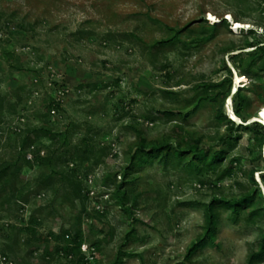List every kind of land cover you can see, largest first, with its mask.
<instances>
[{
	"label": "rangeland",
	"instance_id": "rangeland-1",
	"mask_svg": "<svg viewBox=\"0 0 264 264\" xmlns=\"http://www.w3.org/2000/svg\"><path fill=\"white\" fill-rule=\"evenodd\" d=\"M170 29L178 40L163 44ZM252 43L264 49V0H0V172L11 165L26 197L0 207V264H72L63 239L77 233L85 264L121 251L125 264H249L264 238V144L253 131L264 127V72L240 68ZM238 94L249 100L239 115ZM37 127L68 132L69 145L44 139L22 154ZM141 146H166L168 163L164 153L137 165ZM51 168L74 171L80 195L41 185ZM214 201L246 205L215 207L210 240Z\"/></svg>",
	"mask_w": 264,
	"mask_h": 264
},
{
	"label": "trees",
	"instance_id": "trees-1",
	"mask_svg": "<svg viewBox=\"0 0 264 264\" xmlns=\"http://www.w3.org/2000/svg\"><path fill=\"white\" fill-rule=\"evenodd\" d=\"M221 27L219 24H213L209 28L210 30L217 31ZM172 32L175 34L173 37L166 41L163 44H173L175 41L178 40V34L180 32H176L173 29H170ZM249 48H256L258 50L257 54L250 55L246 59L242 60L240 63V68L246 72V73H255L256 72H264V65L259 67L257 69V66H259V60L261 56L264 55V49H261L262 47L258 43H252L249 45ZM219 88V85H209L207 86V90H216ZM249 100L245 96L238 94L237 95V102H236V107H235V113L239 115L241 111L243 110L244 106L246 103H248ZM55 106V105H54ZM54 106L52 103L49 105L48 110L51 111ZM220 119L222 120L223 123L231 125L234 127L236 123L232 121L231 119L228 118L225 114L220 115ZM256 125L261 127L260 130L253 129L255 134L257 136H261V145L264 144V127L256 122ZM46 139L49 142H55V141H60L64 147H67L69 145L68 142V132H57L51 128L48 127H37V128H32L29 129L24 137V140L21 145V150L20 152L23 154L26 152L29 148L34 146L36 142L40 141L43 142V140ZM193 152L199 155L200 150H197L196 148L192 149ZM180 152V151H178ZM41 151H38L37 156H35V161H38V159L42 160L43 165L45 167H49L52 165V158L47 157V158H41L40 154ZM166 154L164 158H168L170 152L167 150V147H155L152 149H146V146H141L138 148L137 152L135 153L133 159L134 162H136L137 165H140L142 163H148L151 162V158H159L161 154ZM180 157H183L182 152L179 153ZM224 151H219L214 153V157L210 160L209 163H204V166H209L208 168L212 167H217L219 163L221 162L223 158ZM168 155V156H167ZM25 158V157H24ZM84 160V159H83ZM29 165L31 163L28 161L27 162ZM166 163H168V159H166ZM52 167V166H51ZM50 168V167H49ZM13 167L11 165H7L1 172H0V207L3 208V206L9 202L12 201L15 204H22L26 202V197L23 196L21 193V190L17 187V181L13 178V175L11 174V170ZM199 172H201V168L198 167ZM74 175V171L72 172ZM230 173H225L224 176H228ZM10 175V176H9ZM73 175L65 172H59L58 170L51 168L49 174H45L43 179L41 180V185L49 186L52 183H57L59 186L63 187H69L70 189H76L77 195H80V183L76 181V179L73 177ZM123 187H119L115 192H114V198L118 200V204L121 208H127V196L126 193L122 191ZM60 190V189H58ZM252 201V197H247L246 202L249 203ZM246 205L245 202H242L241 204H235L232 205L231 203H221L218 201H214L210 206H209V211H208V218H207V229L208 233L212 234L210 236V240H213L214 234L216 232L217 226H218V217L216 215V208L215 207H221V206H226L228 208H233L234 212L236 215H238L239 210L242 209ZM84 211V210H82ZM131 211V209H126V212L128 213ZM33 222V219L31 220ZM52 237V236H51ZM51 240V239H50ZM56 242H58V245L52 249L55 253H59L62 251V247L59 243V238H56ZM66 244L70 246V251L67 253L69 256L72 257V264H85V257L82 254V246L84 244V239L82 237V233H77L74 236V239L72 240H65L63 239ZM101 241H97L93 244L90 245L91 248H99L100 247ZM48 244V242H47ZM36 250V248H32L31 253H33ZM49 247L48 245L45 247L44 254L45 257H43L44 260H46L47 256H50L51 253L48 252ZM196 251V248H193L189 254H193ZM131 255H128L126 253H123L122 251L119 254L118 259L115 261L113 264H125L126 258H129ZM259 263H264V238L261 242V247L259 252L253 253L249 257V264H259Z\"/></svg>",
	"mask_w": 264,
	"mask_h": 264
},
{
	"label": "bare ground",
	"instance_id": "bare-ground-1",
	"mask_svg": "<svg viewBox=\"0 0 264 264\" xmlns=\"http://www.w3.org/2000/svg\"><path fill=\"white\" fill-rule=\"evenodd\" d=\"M211 18L213 19L212 16H211ZM235 25H237V29H240V28L244 29V27L242 26V24L235 23ZM262 116H263V119H264V112H263Z\"/></svg>",
	"mask_w": 264,
	"mask_h": 264
},
{
	"label": "built area",
	"instance_id": "built-area-1",
	"mask_svg": "<svg viewBox=\"0 0 264 264\" xmlns=\"http://www.w3.org/2000/svg\"><path fill=\"white\" fill-rule=\"evenodd\" d=\"M60 94H62V92H60ZM52 111H53V114H56L57 113V111L55 109H53Z\"/></svg>",
	"mask_w": 264,
	"mask_h": 264
}]
</instances>
